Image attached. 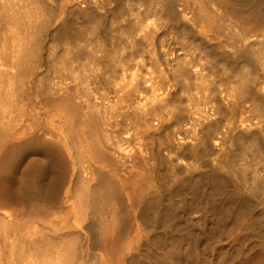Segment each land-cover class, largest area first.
<instances>
[{
    "label": "bare ground",
    "instance_id": "bare-ground-1",
    "mask_svg": "<svg viewBox=\"0 0 264 264\" xmlns=\"http://www.w3.org/2000/svg\"><path fill=\"white\" fill-rule=\"evenodd\" d=\"M183 1L0 0V264H264V24Z\"/></svg>",
    "mask_w": 264,
    "mask_h": 264
},
{
    "label": "rangeland",
    "instance_id": "rangeland-1",
    "mask_svg": "<svg viewBox=\"0 0 264 264\" xmlns=\"http://www.w3.org/2000/svg\"><path fill=\"white\" fill-rule=\"evenodd\" d=\"M183 0H180V3L178 2V5H177V7H183V2H182ZM228 1V3H230V4H232L231 6L232 7H234V12H233V17H234V19H236L235 17H238L239 15H240V13L242 14V15H240L238 18H240L241 20H243V21H246V22H252V20L253 21H255V18H256V20H258L259 21V26L262 28V26H263V24H264V0H227ZM233 1V2H232ZM242 1H243V3H242ZM256 1V2H255ZM250 2L252 3V5L250 4ZM255 2V4H253ZM185 3V2H184ZM238 5H237V4ZM241 3V4H240ZM113 4V3H112ZM236 4V5H235ZM257 4L259 5V6H257ZM181 5V6H180ZM240 5H241V7H240ZM247 5V6H246ZM255 5V6H254ZM236 6H238V7H236ZM245 7V9H244V7ZM250 6H254L253 8H250ZM240 7V8H239ZM243 7V8H242ZM259 7H260V9H259ZM237 8H238V11H239V13H237L238 11H237ZM247 8V9H246ZM255 8H256V10H255ZM242 9H244V10H242ZM251 9H253L252 11L249 10ZM246 10V11H245ZM258 10V11H257ZM244 11L245 13H242V12ZM234 13H236V14H234ZM248 13V14H247ZM260 15H259V14ZM232 14V13H231ZM237 14H239V15H237ZM244 14H247V15H244ZM257 14V15H256ZM237 15V16H236ZM250 15H252V16H250ZM256 15V16H255ZM127 17H128V15H126ZM145 16V17H144ZM249 16V17H248ZM143 17L145 18H143L144 20H147L148 18V20H150L151 19V17H152V15H150V14H146V15H143ZM244 17H247V18H244ZM255 17V18H254ZM257 17H259V19H261V20H259ZM262 17H263V19H262ZM251 18H252V20H251ZM248 19L249 20H251V21H248ZM263 22V23H262ZM173 26H170V27H166V28H163V27H161V29L159 28L158 29V32H160V33H158L157 32V41H155L156 42V45L159 47V46H161V45H163L164 43V45L163 46H161V47H165V45H167V48H169L170 47V49L171 48H173V49H171V50H175V51H180V50H185L186 48H188V47H190V48H194V47H192L193 46V43L191 42V38L190 37H188L186 34H185V32L184 31H180V29H177V28H175V27H173ZM234 27H235V25H234ZM264 27V26H263ZM236 28H237V30H238V27L236 26ZM260 28V29H261ZM177 29V30H176ZM262 29H264V28H262ZM166 31V32H165ZM184 32V33H183ZM165 33V34H164ZM181 33H183V34H181ZM162 34V35H161ZM184 34H185V36H184ZM181 35H182V37H181ZM159 36H160V38L161 39H159ZM185 38V39H184ZM149 39V40H148ZM148 39H145V41H143L142 42V48H145V47H150V46H152V41H151V39L150 38H148ZM162 39H163V41H162ZM187 39V40H186ZM146 40H147V42H146ZM170 41V42H168L169 44H167L166 42L167 41ZM182 40L184 41V42H182ZM151 41V42H150ZM160 43H159V42ZM180 41H181V43H180ZM190 41V42H189ZM149 42H150V44H149ZM163 43V44H162ZM172 44H174L173 46H171ZM179 44V45H178ZM186 44V45H185ZM192 46H191V45ZM178 45V46H177ZM181 45V46H180ZM188 45V46H187ZM182 47H185V49L184 48H182ZM189 49V48H188ZM260 67H257V72L259 73L260 72V74H261V72H264V71H262V69L260 68ZM256 73V72H255ZM258 75V74H257ZM187 124V123H186ZM222 228H223V226H221ZM212 243V244H211ZM210 244H208V247H207V249L208 248H210V250L213 252V254H215L216 252H218V243L217 242H211ZM215 243H217V244H215ZM181 244V243H180ZM186 244V245H185ZM215 244V245H214ZM184 245H185V247L186 246H189L188 245V242H185L184 244H183V241H182V247H184ZM213 245V246H212ZM197 246H194V244H192L191 243V249H192V251H196V252H198V251H200V249H198L199 247H197ZM196 248V249H195ZM229 250L231 251V257H230V260H228L229 262L227 263V262H223L222 264H249V261H248V257L247 256H245V254H242L239 250H237L236 249V246H235V244H233V243H231L230 244V246H229ZM213 249V250H212ZM141 257V256H140ZM221 264V263H220Z\"/></svg>",
    "mask_w": 264,
    "mask_h": 264
}]
</instances>
